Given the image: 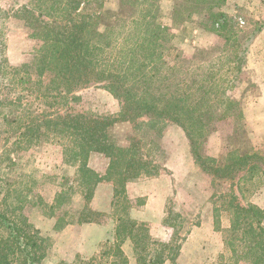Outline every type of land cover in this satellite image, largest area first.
<instances>
[{
	"label": "trees",
	"instance_id": "trees-1",
	"mask_svg": "<svg viewBox=\"0 0 264 264\" xmlns=\"http://www.w3.org/2000/svg\"><path fill=\"white\" fill-rule=\"evenodd\" d=\"M225 1L180 0L174 7V22L194 23V16L202 15L203 29L226 40L218 57L206 58L208 53L200 48L204 62L188 65L181 63L183 54L175 50L169 28L160 20L157 0H116L112 5L107 0H30V7L24 8L23 19L40 47L36 60L21 65L23 74L15 69L11 82L27 92L35 84L39 86L34 90L37 101L51 98L64 100L65 105L46 101L44 105L52 110L38 112L27 108L26 103L8 102L2 96L0 82V122L18 130L15 145L23 139L28 143L48 142L50 137L59 142L63 162L76 168L71 185H77L83 201L82 210L76 214L77 223L100 219L101 213L89 205L94 189L103 180L113 184L115 240L106 242L108 249L101 253L107 261L111 257V264H127L121 244L128 237L134 241L137 264H163L177 258L180 244L152 241L154 248L146 251L149 242L135 238L141 227L129 215L126 193L128 181L157 176L162 171L145 150H159L168 122L182 129L193 166L208 176L214 188L209 200L227 199L222 206L231 216L224 245L229 248L239 240L252 255V264H264V208L240 204L232 182L236 173L250 167L259 156L242 147L240 141L237 148L218 156L201 152L203 139L218 122L232 123L236 136L245 132L244 112L232 91L234 72H241L248 45L241 41L232 18L223 10ZM263 27L264 20L252 37ZM92 84L100 85L118 100L116 115L86 117L71 112L67 101L79 99L75 92ZM60 105L66 107L65 111L59 110ZM117 122H130L131 131L115 134L111 128ZM93 152L108 158L104 174L89 166ZM226 182L228 191L218 194L219 186ZM65 194L62 186L51 204L40 200L43 211L55 219V231L72 223L64 219L67 213L56 214L63 201H70ZM168 225L174 229V239L178 226L173 222ZM50 248V237L26 217L11 216L0 209V264H44ZM94 258L82 264H92Z\"/></svg>",
	"mask_w": 264,
	"mask_h": 264
},
{
	"label": "rangeland",
	"instance_id": "rangeland-1",
	"mask_svg": "<svg viewBox=\"0 0 264 264\" xmlns=\"http://www.w3.org/2000/svg\"><path fill=\"white\" fill-rule=\"evenodd\" d=\"M114 1L116 0H107L110 5ZM179 2L180 0H157L161 14L160 20L169 28L175 50L183 54L181 63L188 65L194 62H204L203 56L199 53L200 48L208 53H204L206 58L218 57L224 51L226 40L216 33L203 29L204 17L202 15H195L194 23L174 22L172 13ZM26 6L30 7V0H0L1 93L8 102L17 100V102L26 103V107L33 108L34 111L39 109L38 112L41 110L50 112L52 109L44 105L46 101L65 105L64 100L48 98L37 101L34 90H38L39 86L33 84L31 90L27 92L11 82L15 69L23 74L25 71L21 65L33 63L36 60L40 47V41L33 36L31 27L23 19ZM222 8L232 18L231 22L234 23L235 30L241 36V41L244 45H248L241 72L236 74L234 72L235 87L232 91L244 112L245 132L236 136L232 123L218 122L210 134L203 139L201 152L205 156H218L237 148L240 141L242 147H247L250 152L256 153L260 159L252 161L250 167L236 173L232 182L240 204L257 205L253 203L254 199L264 202V27L255 36L252 37L251 34L264 20V0H226ZM75 95L79 99L67 101L72 113H81L86 117H99L116 115L119 111L118 100L100 85L92 84L83 87L76 91ZM254 102L258 104L255 105ZM61 105L59 110L65 111L66 107ZM4 112L9 113L6 107ZM257 114L261 115L260 119ZM256 121L260 124H256ZM131 127L130 122H117L111 130L117 135H122L130 132ZM15 131L18 132L16 129H10L5 121L0 122V209L11 216L26 217L42 234L50 237L51 250H48L44 264H58L60 261L68 264H82L93 257L95 258L92 264H111L110 256H108V261L106 256H101V253L108 249L105 245H102L99 252L92 256L72 253L71 248L67 246L58 251L55 246V236L58 231L53 228L55 219L48 216L47 211H43L44 207L40 200L51 204L53 196L63 186V190L66 191L65 195L70 198V201L68 202L67 199L63 201L61 208L56 210V214L67 213L64 219L77 224L76 214L82 210L83 201L81 191L76 188L77 185H71L76 176V168L63 162L62 147L53 138L50 137L48 142H35L34 140L32 143L23 139L21 143L15 145L13 144L17 135ZM145 152L149 154L150 159L156 160L159 164L170 159L172 166L177 169L184 168L190 176L185 182L193 185L202 195L198 202L201 203L200 207L197 206L199 214L192 221L204 222L207 226L203 233L201 263L252 264V255L246 251L239 240H234L229 248L224 245L223 239L228 235L227 228L231 216L230 211L222 206L227 199L218 200L215 197L212 201L209 200L214 188L210 185L208 176L193 166L188 140L182 129L174 123H166L159 150L151 148ZM100 163H102L100 160L95 159L93 164L100 166ZM180 172L176 179L171 177L172 188L179 190L182 182L178 180L182 178ZM228 184L226 182L223 186H219L218 194L226 193ZM179 190L168 200L166 208L168 222H173L178 226L177 235L170 241L173 246L180 244L181 239L192 225L186 217L184 208L185 201L189 203L190 199H186ZM182 213L186 219L183 218ZM170 228L174 233V229L171 226ZM136 238H144V232L139 230ZM152 248L154 246L149 242L146 245V251ZM58 252L65 255L71 253V256L68 261H59Z\"/></svg>",
	"mask_w": 264,
	"mask_h": 264
},
{
	"label": "crops",
	"instance_id": "crops-1",
	"mask_svg": "<svg viewBox=\"0 0 264 264\" xmlns=\"http://www.w3.org/2000/svg\"><path fill=\"white\" fill-rule=\"evenodd\" d=\"M253 104L257 105L258 103L254 102ZM257 117L260 119L261 115L257 114ZM256 124H260V122L256 121ZM95 159L102 162L100 166L93 164ZM108 162L103 154L97 152L91 153L88 159L89 166L99 174L105 173ZM160 165L163 169L157 176H141L126 183V193L130 199L129 215L141 227L146 241L170 243L174 235L168 225L166 208L168 200L179 190L175 187L172 188L171 177L176 179L181 171L182 178L178 179L182 181L179 191L184 194L186 199H190L189 203L187 200L185 201L184 208L186 217L192 225L181 239L179 253L175 261L168 259L163 264H202L200 256L203 253V233L204 228L207 229V226L204 222H192L199 214V204L201 203L198 202L201 200L202 195L197 192L198 189L193 185L191 186L185 182L190 176L188 172L184 171V168L177 169L172 166L170 159L162 161ZM261 189L263 191V188ZM113 197V184L105 180L100 181L96 185L93 197L89 203L92 210L101 213L100 219L96 222L70 223L58 231L55 236V246L58 251L67 246L71 248L72 253L92 256L98 253V250L106 242H113L115 240L114 230L116 226L112 208ZM253 203L264 207L262 200L254 199ZM197 206L199 207L197 208ZM121 249L128 264H137L134 241L131 238L128 237L122 242ZM68 254L65 255L58 252V260L68 261L71 253Z\"/></svg>",
	"mask_w": 264,
	"mask_h": 264
}]
</instances>
